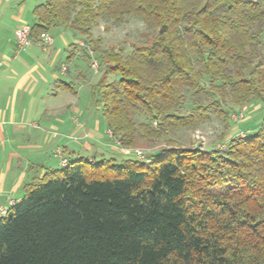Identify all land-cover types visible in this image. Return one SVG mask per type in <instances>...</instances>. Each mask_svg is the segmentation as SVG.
<instances>
[{
  "label": "trees",
  "instance_id": "1",
  "mask_svg": "<svg viewBox=\"0 0 264 264\" xmlns=\"http://www.w3.org/2000/svg\"><path fill=\"white\" fill-rule=\"evenodd\" d=\"M31 12L32 41L63 26L98 54L92 102L120 151L210 113L227 121L226 99L264 103V0H43ZM128 16L150 39L125 54L92 41L98 19ZM262 124L223 149L46 168L0 218V264H264Z\"/></svg>",
  "mask_w": 264,
  "mask_h": 264
},
{
  "label": "crops",
  "instance_id": "2",
  "mask_svg": "<svg viewBox=\"0 0 264 264\" xmlns=\"http://www.w3.org/2000/svg\"><path fill=\"white\" fill-rule=\"evenodd\" d=\"M32 8L24 0H0V165L6 167L4 174L3 170L0 173V206L9 207V199L19 201L24 183L41 176L46 168H54L50 166L52 157L48 160L50 167L40 162L49 157L50 151L60 166L61 158L69 160L81 153H90L88 159L105 158L106 154L115 159L121 154V161L134 157L132 151H120L109 135L103 139L93 129L94 121L87 123L88 115L82 125L75 123L71 109L79 99L71 94L68 68L62 73L61 67L66 64H52L50 54L61 36L64 51L71 55L76 50L77 40L67 29L55 27L57 34H49L52 42L46 48L42 40L18 48L16 30L23 22L30 24L26 18ZM35 167L40 168L39 175Z\"/></svg>",
  "mask_w": 264,
  "mask_h": 264
},
{
  "label": "rangeland",
  "instance_id": "3",
  "mask_svg": "<svg viewBox=\"0 0 264 264\" xmlns=\"http://www.w3.org/2000/svg\"><path fill=\"white\" fill-rule=\"evenodd\" d=\"M24 1L31 9L34 5L43 0ZM28 16L26 20L31 23L33 21L32 14ZM48 33L56 36L57 31H55V27H52ZM90 33L92 35V41L96 42L101 49L114 47L115 50H118V48H121L123 54L130 51L133 44L142 43L147 39H150L152 35V31H150L141 20L133 16L125 17L121 22L98 19ZM72 37H70L69 40H72ZM97 37H100L101 39L97 40ZM74 38L77 40V45H75V47H77L72 56L68 54V51L62 49L64 48L63 44L60 43L62 36L56 38V43L50 50L52 64L59 66L61 63H64L66 64V68H68L71 79V94L73 96L75 95V97L77 96L79 99L78 103H76L74 108L71 109L72 115L75 116V123L82 125L80 122H82L84 116L86 117V115H88L86 120L87 123L90 124V119H92L94 121L93 129L97 131L103 139H107V126L101 115V106L99 105L97 107V105L92 102L94 97L93 87L102 77L105 66L100 63L98 54L92 50V47L85 41L84 36ZM79 41L83 45L78 43ZM68 57H70L69 60H67ZM93 58L97 60V63H92ZM114 78L115 75L108 73L105 79L111 81ZM185 94L186 98L190 96L188 92ZM75 97H73V99ZM202 101H206L205 97H203ZM189 107L190 101L187 100L185 105L180 108V112L188 110ZM224 107L230 111L227 121L216 114L210 113L209 119L202 121L195 126L169 129L160 139L152 142L139 140V143L136 146L127 148L129 149L128 152L132 151L134 148L140 149L147 158L150 153L169 146L201 149L203 151L210 149H223L226 147L228 140L239 136L240 131L251 130L253 132L260 126V124L263 123L262 125H264V103H257L253 106L236 105L230 99H226ZM245 107H247V109H245ZM79 112L82 113V116H80ZM144 118H146L144 114L140 115V119ZM96 128H98V130ZM94 152L95 151H92V154H95ZM81 155L87 158L90 157L91 154L81 153ZM104 156L105 158H109L108 154ZM49 158L54 159V162L50 164L51 167H60V165H58L59 161L56 160L55 162V158H53L51 151L49 157L47 158L46 156V158L40 162H43L44 166L50 167L48 163ZM121 158H124V156L117 154L116 160L121 161ZM99 159L101 158H95V160ZM1 166L2 165H0V173L1 170H3L4 174V169L6 167H3L4 169H2ZM20 166L22 165H19V167ZM34 170H37V174L39 175L40 168L35 167ZM14 173L17 174V171ZM34 173L32 174L34 175ZM0 184L2 185V180H0Z\"/></svg>",
  "mask_w": 264,
  "mask_h": 264
},
{
  "label": "built area",
  "instance_id": "4",
  "mask_svg": "<svg viewBox=\"0 0 264 264\" xmlns=\"http://www.w3.org/2000/svg\"><path fill=\"white\" fill-rule=\"evenodd\" d=\"M15 37H16V42H17V46L19 49H25L28 48L32 43V39L30 37V24L23 22L18 29L16 30L15 33ZM42 46L43 48H46L48 45L51 44L52 42V37L49 34H45L42 37ZM80 44H82L80 41L78 42ZM83 45V44H82ZM97 63L95 59L92 60V63ZM1 64V61H0ZM66 71V66L63 65L61 67V72L64 73ZM155 124V122H154ZM250 131L246 130V131H240L239 136L238 137H244L246 136ZM107 134L111 137H113V134L110 130H107ZM114 138V137H113ZM117 143V141H115ZM129 149L127 148H121V151L123 152H127ZM133 153L135 154L136 158L141 159V160H147V158L145 157L144 153L142 150L140 149H136L134 148ZM57 155H61V152L58 150L57 151ZM67 162V160L65 158H61V164L65 165ZM9 206H11L14 203L13 199H9L8 200ZM8 212V206H0V218L4 217Z\"/></svg>",
  "mask_w": 264,
  "mask_h": 264
}]
</instances>
